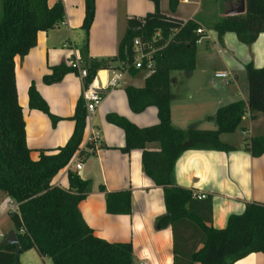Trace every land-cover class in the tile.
I'll list each match as a JSON object with an SVG mask.
<instances>
[{"label": "trees", "instance_id": "obj_1", "mask_svg": "<svg viewBox=\"0 0 264 264\" xmlns=\"http://www.w3.org/2000/svg\"><path fill=\"white\" fill-rule=\"evenodd\" d=\"M154 10L143 17H130L127 30L113 60L94 59L89 54V33L96 14V0H85L83 29L86 43L82 48V69L85 87L98 71L110 69L116 61L118 68L126 67L135 75L143 69L133 66L135 38L150 39L161 31L167 46L158 53L153 71L145 78L143 87L127 86L129 106L142 113L154 106L159 123L140 128L120 115L107 114L108 122L125 132V145L120 148L128 154L134 149L142 151V168L156 186L164 191L166 215L158 221L160 227L170 224L174 234V264H234L253 253H264V202L246 205L242 214L232 215L227 226L216 229L209 225L203 210L204 200L195 192L176 183L175 167L187 150H216L231 152L237 148L224 143L221 135L234 133L247 114L264 113V68L248 64L249 99L221 106L210 117L216 129L205 130L196 126L180 129L172 122L171 104L173 72L192 73L196 67L197 44L202 36L197 33V20H182L161 10V0H150ZM240 0H238L239 2ZM178 0H170L175 10ZM244 14L221 16L212 29L220 36L235 33L243 44L251 46L264 33V0H245ZM61 2L53 7L48 0H0V190L19 205V214H11L21 251L15 244L0 246V264H20L21 253L30 249L50 259L51 264H134L130 242L110 243L97 237L86 223L79 205L90 190L91 181L69 171L68 189L53 185L57 174L66 168L73 157H86L96 151L88 142L81 147L87 125L84 98L76 105L72 116L74 131L65 146L53 153L41 151L38 160L31 158L26 139V123L18 99L15 59H23L37 44L38 33L47 32L64 22ZM68 71L76 68L58 66L44 77V83L60 82ZM30 108L48 114L55 125L60 118L52 115L48 105L32 85L29 89ZM104 98V91H102ZM152 145H157L153 149ZM249 149L253 156L264 152V138H254ZM106 210L109 214H131V190L107 192Z\"/></svg>", "mask_w": 264, "mask_h": 264}, {"label": "crops", "instance_id": "obj_2", "mask_svg": "<svg viewBox=\"0 0 264 264\" xmlns=\"http://www.w3.org/2000/svg\"><path fill=\"white\" fill-rule=\"evenodd\" d=\"M180 1L175 5L173 14L161 8L162 12L185 21L197 20L205 30L206 39L197 48L195 70L192 73L180 71L183 72L181 75L173 77L174 88L185 87L187 92L184 95L173 90L172 122L180 129L196 126L213 130L216 125L210 117L219 107L238 100L248 101L246 67L252 63L256 68H264V33L251 46L240 42L232 32L220 36L196 18L203 2H199L198 8L187 17L180 16ZM221 1L223 6H227L221 16H226L233 3H238V0ZM58 2L64 6V22L47 32H39L36 46L23 59H15L18 99L24 113L26 139L33 160L39 159L41 151L53 153L66 145L75 126L71 118L85 90L80 76L83 65L81 51L86 43V33L82 28L85 0H48V5L53 7ZM150 10L148 0H96V14L88 41L90 56L98 60L115 59L127 30L128 18L143 17L139 15ZM74 61L79 63L77 72L68 71L60 82L44 83V77L52 74L53 67L64 65L70 68ZM110 67L98 71L95 77L100 90L104 91V98L93 114V130L86 125L81 144L85 148L89 139L94 137L96 151L86 157L76 154L54 178L53 185L68 189L69 171L90 180V190L79 208L94 234L110 243H132L134 264H174L172 226L158 225V221L166 215L164 191L144 173L141 150L134 149L128 154L120 150L125 145V132L106 118L107 114L114 113L140 128L159 123L158 110L154 106L142 113L133 112L125 91L130 85L143 87L149 73L141 70L133 75L125 67L118 68L116 61ZM218 71H228L234 78L225 83L215 78ZM114 76H119V79L112 85ZM32 85L48 105L50 113L60 118L55 125L48 114L30 108L29 89ZM254 138H264V113L254 117L247 114L234 133L221 135V140L236 147V150H187L176 163V183L193 190L195 194L206 195V198L198 200L206 201L203 213L207 218L212 217L209 225L216 229L225 228L229 217L242 214L247 204L264 202V152L253 156L249 145ZM152 147L156 150L158 146ZM78 163L82 164L80 170L77 169ZM101 186L107 192L131 190L132 213L109 214ZM0 196L3 203L7 195L2 192ZM34 252L40 264H48L49 258L36 250ZM234 264H264V253L250 254Z\"/></svg>", "mask_w": 264, "mask_h": 264}, {"label": "built area", "instance_id": "obj_3", "mask_svg": "<svg viewBox=\"0 0 264 264\" xmlns=\"http://www.w3.org/2000/svg\"><path fill=\"white\" fill-rule=\"evenodd\" d=\"M187 1V0H185ZM197 33L202 36L198 39L197 44L201 45L206 39L205 30L199 27ZM164 40V36L161 31H156L155 34L150 39L135 38L133 41V49L135 53L133 66L136 69H143L148 73H151L155 67L156 57L168 44L169 40H165L163 44H159ZM71 66L73 68H79V63L77 61L72 62ZM87 74L86 70L80 69V76L83 78ZM215 78L223 80L225 83H229L234 76L228 71H218L215 73ZM119 79V76H114L111 80V84L115 85ZM83 98L86 103L87 109V126L93 130L91 121L93 114L97 110L98 106L102 102V90H100V85L94 79L89 85L85 87ZM93 133V132H92ZM94 137H91L88 142H94ZM82 164H77V169L80 170ZM196 196L200 199L206 198V195ZM1 208L3 211L11 214H19V205L16 204L11 198L7 197L2 203ZM6 239V235L0 231V243ZM140 264H147L146 262H141Z\"/></svg>", "mask_w": 264, "mask_h": 264}, {"label": "rangeland", "instance_id": "obj_4", "mask_svg": "<svg viewBox=\"0 0 264 264\" xmlns=\"http://www.w3.org/2000/svg\"><path fill=\"white\" fill-rule=\"evenodd\" d=\"M150 3V11H145L139 16H145L147 13H150L154 9L153 3L148 0ZM188 1V0H187ZM199 2H203L202 9L200 13L197 15V19L202 21V23L209 29H211L212 25L214 22L219 20L221 17V13L223 12L224 9H227V6L222 5L221 0H189V2H183L182 0L180 1L179 4V11H180V16H189L190 14L193 13V11L198 8ZM239 3V2H238ZM238 3H233L234 6H238ZM232 7V8H233ZM161 8L168 14H173L172 9L170 8V0H161ZM218 13V14H217ZM126 68V67H125ZM183 72L176 71L173 72L172 76L173 77H178V75H181ZM174 92H181L182 94H186L185 92V87H173ZM189 94H187L188 96ZM2 191L0 190V195ZM5 199V198H4ZM2 205V198L0 196V231L4 235H8L10 231L15 230L14 223L11 219V216L8 212L3 211L1 208ZM16 231V230H15ZM36 249H30L26 252H23L19 256V262L20 264H40L39 259L35 258L36 253L34 252ZM39 257V256H37ZM51 263L48 260V264Z\"/></svg>", "mask_w": 264, "mask_h": 264}, {"label": "water", "instance_id": "obj_5", "mask_svg": "<svg viewBox=\"0 0 264 264\" xmlns=\"http://www.w3.org/2000/svg\"><path fill=\"white\" fill-rule=\"evenodd\" d=\"M246 11V5H245V0H240V3L238 4V6L233 7L232 9L228 10L226 15H239V14H244ZM5 244H15L18 247V251L17 253L19 254L21 251V247L19 245V241H18V237H17V233L15 230H12L9 232V234L6 236V239L4 241H2L0 243L1 245H5Z\"/></svg>", "mask_w": 264, "mask_h": 264}]
</instances>
